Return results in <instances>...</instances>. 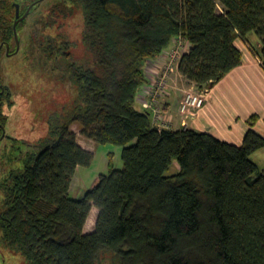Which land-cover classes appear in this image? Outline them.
<instances>
[{
    "label": "trees",
    "instance_id": "trees-1",
    "mask_svg": "<svg viewBox=\"0 0 264 264\" xmlns=\"http://www.w3.org/2000/svg\"><path fill=\"white\" fill-rule=\"evenodd\" d=\"M13 1L0 0V43L14 39ZM218 3L72 0L60 12L80 11L79 58L73 43L50 34L53 14L41 18L43 30L26 32L29 57L39 50L41 65L66 78L77 100L52 115L48 136L19 152L21 165L0 182L4 248L28 264H264V171L251 159L264 147V134L254 130L259 115L246 119L234 145L205 131L158 127L146 105L136 104L147 82L144 64L178 36L188 43L178 73L197 89L212 88L241 64L236 38L264 67V0ZM3 85L0 135L3 105L12 104ZM74 122L95 143L122 146L123 167L115 169L109 156L108 174L80 198L69 195L70 184L92 152L77 142ZM92 207L95 226L85 233Z\"/></svg>",
    "mask_w": 264,
    "mask_h": 264
},
{
    "label": "rangeland",
    "instance_id": "rangeland-1",
    "mask_svg": "<svg viewBox=\"0 0 264 264\" xmlns=\"http://www.w3.org/2000/svg\"><path fill=\"white\" fill-rule=\"evenodd\" d=\"M50 1V0H49ZM49 1L43 2L44 7ZM52 1V0H51ZM71 5L72 0H57ZM30 16L29 21L31 20ZM36 27L37 32L43 30L42 26ZM50 34L58 38H66L74 47L71 50L76 58L84 55V49L80 40L82 28L81 14L78 8L67 10L64 15L54 16V24L50 26ZM26 31L18 29L20 47L13 54L4 53L0 56V79L7 85L10 95L3 105V112L7 114L8 121L5 126L6 134L9 136L0 139V182L10 169L19 167L21 161L19 152L26 151L29 147L37 148L39 141L48 136L49 119L56 112H60L75 104L77 100L76 89L71 86L66 78L57 75V71L50 69V63L41 65L40 52L36 49L35 60L29 57L27 47V33H30V25ZM34 30L35 28H31ZM40 61V62H39ZM174 76L178 72L172 73ZM179 77V76H178ZM185 88L189 82L179 78ZM140 107V106H139ZM142 108V107H141ZM79 124L76 122L73 126ZM72 126V127H73ZM77 134L83 144L88 145L92 152V158L87 165H79L71 181L69 195L80 198L84 192L97 184L102 174H108V161L111 158L113 167L121 169L123 160L121 157L122 146L114 143L89 142L87 138L76 127ZM76 136V134H75ZM13 138L17 139L15 142ZM37 144V145H36ZM36 145V147H35ZM264 167V148L251 155ZM177 171L176 163H172L168 173ZM3 191L0 188V208L2 206ZM97 216V209L92 207L85 223L86 230H93ZM0 264H28L17 252H9L1 243L0 232Z\"/></svg>",
    "mask_w": 264,
    "mask_h": 264
},
{
    "label": "crops",
    "instance_id": "crops-1",
    "mask_svg": "<svg viewBox=\"0 0 264 264\" xmlns=\"http://www.w3.org/2000/svg\"><path fill=\"white\" fill-rule=\"evenodd\" d=\"M216 1L218 3L219 0ZM218 7L219 10L222 11V7L219 3ZM249 41L254 47L260 49L261 45L259 39L254 33L249 35ZM235 44L242 53L241 64L232 68L212 88H209L204 105L194 115L186 117L180 114L179 100L181 90L185 85H183L179 78H182V80H184V78L181 75H171L172 78L169 83L171 88L169 92L163 96L162 105L172 129L190 128L195 131H205L220 140L234 145H240L248 129L246 119L252 114H257L259 115V119L254 125V130L257 133L264 134V67L243 39L236 38ZM170 46L162 51L159 56L147 60L144 64L147 81L150 76L148 74L151 71L152 63L161 55H164L171 48ZM188 86L194 85L190 83ZM136 104L140 106L139 109L141 107V109L145 108L141 100H139L138 103L136 102ZM75 123L76 122L72 123L70 128L74 134H76L77 142L84 149L90 151L88 148L89 144H83L79 138L76 127L80 132L81 127L79 124L73 126ZM85 138L87 137L85 136ZM87 139L89 142H94L92 139ZM261 149L252 154H255ZM252 160L264 171V167H261L257 160ZM96 179L94 180V185ZM90 231L91 230L85 229L84 224L83 232L87 233Z\"/></svg>",
    "mask_w": 264,
    "mask_h": 264
},
{
    "label": "built area",
    "instance_id": "built-area-1",
    "mask_svg": "<svg viewBox=\"0 0 264 264\" xmlns=\"http://www.w3.org/2000/svg\"><path fill=\"white\" fill-rule=\"evenodd\" d=\"M187 50L188 43L180 36L175 38L172 47L152 63L149 79L139 93L140 100L149 109L152 121L158 127H170L162 98L169 92L171 75L178 72L181 56ZM208 91L209 88L197 89L195 86L182 88L179 100L180 114L186 117L196 114L204 105Z\"/></svg>",
    "mask_w": 264,
    "mask_h": 264
},
{
    "label": "flooded vegetation",
    "instance_id": "flooded-vegetation-1",
    "mask_svg": "<svg viewBox=\"0 0 264 264\" xmlns=\"http://www.w3.org/2000/svg\"><path fill=\"white\" fill-rule=\"evenodd\" d=\"M45 1H49V0H15V1H13V5H14L13 25H14V22L17 21L16 32L18 31L19 28H21L22 32L24 33V31H26L25 26H28V25H30V29L31 28L36 29V27H38V24H39V22L43 16L48 17V15H50V14H53V17L55 15L56 16L63 15L60 11H61V7H63V5L66 4L65 2H58L57 0H52V1L50 0L46 6L41 8L40 5ZM16 5H18V15L17 16H16ZM24 14H25V16H24ZM31 15H33V17H31V20L29 21V18ZM24 20H25L26 24L24 26L21 25V26H19V28H17V25L22 23V21H24ZM39 26H41V23ZM13 31H14V26H13ZM17 37H18V32H17ZM13 38L14 39H13L12 43H8V42H1L0 43L1 55L4 53L13 54L16 51L17 40L15 38V35ZM18 42H19V47H20L19 38H18ZM6 44L9 45L8 49L6 47ZM0 86L3 87V91H4L3 83L0 82ZM0 92H2L1 87H0ZM7 121H8V117H7ZM7 121H6V123H7ZM5 126H6V124H5ZM2 128H4V129H2L0 137L2 136V133H4V134H3L2 138H0V139L6 138V137L9 138V136L6 134L5 127H2ZM29 148H31V147H29Z\"/></svg>",
    "mask_w": 264,
    "mask_h": 264
},
{
    "label": "water",
    "instance_id": "water-1",
    "mask_svg": "<svg viewBox=\"0 0 264 264\" xmlns=\"http://www.w3.org/2000/svg\"><path fill=\"white\" fill-rule=\"evenodd\" d=\"M18 15V5H16V16ZM24 16H25V14H24ZM23 17V16H22ZM16 24H17V21H15L14 22V35H15V38H16V40H17V46H16V50L19 48V42H18V37H17V32H16ZM6 47H7V49H8V47H9V45L8 44H6ZM1 87V91H3V87L2 86H0ZM3 134L4 133H2V136H3ZM2 136L0 137V138H2Z\"/></svg>",
    "mask_w": 264,
    "mask_h": 264
}]
</instances>
